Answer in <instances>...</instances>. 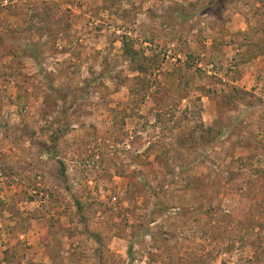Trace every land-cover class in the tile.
Masks as SVG:
<instances>
[{"label": "rangeland", "instance_id": "1", "mask_svg": "<svg viewBox=\"0 0 264 264\" xmlns=\"http://www.w3.org/2000/svg\"><path fill=\"white\" fill-rule=\"evenodd\" d=\"M252 30L264 0H0V264H264Z\"/></svg>", "mask_w": 264, "mask_h": 264}, {"label": "trees", "instance_id": "2", "mask_svg": "<svg viewBox=\"0 0 264 264\" xmlns=\"http://www.w3.org/2000/svg\"><path fill=\"white\" fill-rule=\"evenodd\" d=\"M247 34L248 35H244L243 34L242 40L238 41L237 44L236 43L234 44V46L237 47L238 52H242V55L239 54L238 57H239V59H240V57L243 58V61L239 60V62H241V63H249L251 60H254V59H257V58H262L263 59V57H264V55H263L264 49L263 50L261 49L260 53L258 52L256 54H252V52H251V51L255 50L254 44H255V41H256L257 33H255V31L252 30L250 32L248 31ZM128 53H132L133 54L132 57H130V58H133L135 56V54H137V53H133V51H129Z\"/></svg>", "mask_w": 264, "mask_h": 264}, {"label": "crops", "instance_id": "3", "mask_svg": "<svg viewBox=\"0 0 264 264\" xmlns=\"http://www.w3.org/2000/svg\"><path fill=\"white\" fill-rule=\"evenodd\" d=\"M233 46H234V45H233ZM234 47H235V46H234ZM257 59H259V58H257ZM254 74H255V73H254ZM238 82H239V83H243V81H242V80H238Z\"/></svg>", "mask_w": 264, "mask_h": 264}]
</instances>
